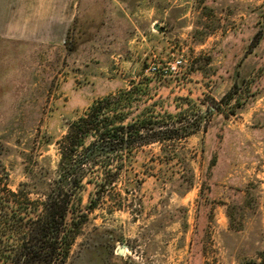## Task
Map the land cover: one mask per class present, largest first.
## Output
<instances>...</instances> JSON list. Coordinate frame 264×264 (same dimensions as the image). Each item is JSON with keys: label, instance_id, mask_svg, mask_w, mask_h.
Listing matches in <instances>:
<instances>
[{"label": "rangeland", "instance_id": "rangeland-1", "mask_svg": "<svg viewBox=\"0 0 264 264\" xmlns=\"http://www.w3.org/2000/svg\"><path fill=\"white\" fill-rule=\"evenodd\" d=\"M136 1L93 0L64 43L0 41V190L41 199L70 122L97 100L131 90L127 122L140 116L149 132L173 137L146 143L143 129L146 137L110 155L118 179L100 199L93 184L81 191L88 219L66 264L257 259L264 249V0ZM105 170L85 167L98 182ZM90 196L98 200L92 210Z\"/></svg>", "mask_w": 264, "mask_h": 264}, {"label": "trees", "instance_id": "trees-1", "mask_svg": "<svg viewBox=\"0 0 264 264\" xmlns=\"http://www.w3.org/2000/svg\"><path fill=\"white\" fill-rule=\"evenodd\" d=\"M70 32L71 27L68 37ZM131 95L130 90L101 98L70 122L66 134L58 142L57 175L46 183L41 199L32 200L22 190H0L8 195V199L0 197V264H66L71 247L88 219L87 211L82 208L81 191L86 184H93L100 199L104 190L118 179L119 166H115L117 171L114 172L108 168L110 155L133 147L146 136V143L173 137L167 134V130L149 132V120L139 119L140 116L127 122L123 102L129 101ZM226 95L224 99L229 101L231 92ZM143 129L146 136L140 134ZM193 132L194 128L184 130L181 136ZM100 157L107 158L106 162L98 163ZM214 163L212 158L211 165ZM88 165L92 168L101 165L108 170L98 182L95 177L86 176L85 167ZM20 194H23V201L18 200ZM97 201L96 197L90 196L87 209H94ZM238 264H264V249L258 253L257 259L239 257Z\"/></svg>", "mask_w": 264, "mask_h": 264}, {"label": "crops", "instance_id": "crops-1", "mask_svg": "<svg viewBox=\"0 0 264 264\" xmlns=\"http://www.w3.org/2000/svg\"><path fill=\"white\" fill-rule=\"evenodd\" d=\"M135 3L140 4V0ZM92 5L93 0H85L83 6L81 0H0V41L64 43L73 21L81 12L89 13L91 7L94 10ZM111 10L109 6L103 13L109 15ZM163 10L167 12L165 7ZM139 13L140 7L135 5L133 20L138 22ZM152 20L151 25L157 26L158 19ZM157 28L162 31L161 27Z\"/></svg>", "mask_w": 264, "mask_h": 264}, {"label": "built area", "instance_id": "built-area-1", "mask_svg": "<svg viewBox=\"0 0 264 264\" xmlns=\"http://www.w3.org/2000/svg\"><path fill=\"white\" fill-rule=\"evenodd\" d=\"M182 64V60L181 59H177V60H175L173 63H172V65H170V69L171 70H173V71H175L176 70V68L178 67V66H180ZM149 71L151 72V73H153V74H157V73H159V68H158V66H150L149 67Z\"/></svg>", "mask_w": 264, "mask_h": 264}, {"label": "water", "instance_id": "water-1", "mask_svg": "<svg viewBox=\"0 0 264 264\" xmlns=\"http://www.w3.org/2000/svg\"><path fill=\"white\" fill-rule=\"evenodd\" d=\"M156 28L158 27V26H155ZM124 247L123 246H120L118 249H117V253L118 254H122L123 253V251H124Z\"/></svg>", "mask_w": 264, "mask_h": 264}]
</instances>
